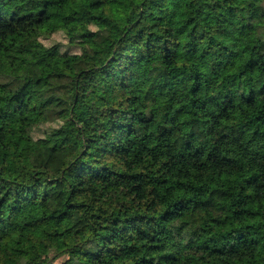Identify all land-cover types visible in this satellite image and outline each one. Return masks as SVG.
<instances>
[{
	"label": "trees",
	"instance_id": "1",
	"mask_svg": "<svg viewBox=\"0 0 264 264\" xmlns=\"http://www.w3.org/2000/svg\"><path fill=\"white\" fill-rule=\"evenodd\" d=\"M4 148L0 264H264V0H0Z\"/></svg>",
	"mask_w": 264,
	"mask_h": 264
},
{
	"label": "rangeland",
	"instance_id": "2",
	"mask_svg": "<svg viewBox=\"0 0 264 264\" xmlns=\"http://www.w3.org/2000/svg\"><path fill=\"white\" fill-rule=\"evenodd\" d=\"M12 62H13V63H17V59H12ZM2 152H3V155H2ZM2 156H5L6 158L9 157L7 149H5V148L2 149L1 154H0V158H1Z\"/></svg>",
	"mask_w": 264,
	"mask_h": 264
}]
</instances>
